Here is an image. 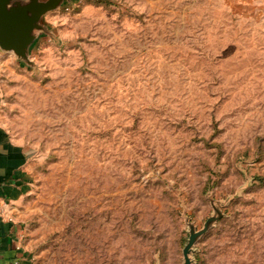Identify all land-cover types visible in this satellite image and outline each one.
Listing matches in <instances>:
<instances>
[{
	"label": "rangeland",
	"instance_id": "rangeland-1",
	"mask_svg": "<svg viewBox=\"0 0 264 264\" xmlns=\"http://www.w3.org/2000/svg\"><path fill=\"white\" fill-rule=\"evenodd\" d=\"M0 55L19 264H264V0H69Z\"/></svg>",
	"mask_w": 264,
	"mask_h": 264
},
{
	"label": "crops",
	"instance_id": "crops-1",
	"mask_svg": "<svg viewBox=\"0 0 264 264\" xmlns=\"http://www.w3.org/2000/svg\"><path fill=\"white\" fill-rule=\"evenodd\" d=\"M2 52L0 49V55ZM23 157L21 145L8 137L0 121V264H19L21 260L18 226L5 211L22 195L26 183Z\"/></svg>",
	"mask_w": 264,
	"mask_h": 264
},
{
	"label": "water",
	"instance_id": "water-1",
	"mask_svg": "<svg viewBox=\"0 0 264 264\" xmlns=\"http://www.w3.org/2000/svg\"><path fill=\"white\" fill-rule=\"evenodd\" d=\"M67 1L0 0V49L29 61L32 48L45 33V16Z\"/></svg>",
	"mask_w": 264,
	"mask_h": 264
}]
</instances>
